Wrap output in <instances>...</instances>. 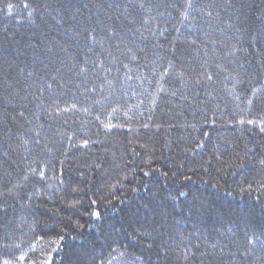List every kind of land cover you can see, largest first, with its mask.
Instances as JSON below:
<instances>
[{
	"label": "trees",
	"instance_id": "trees-1",
	"mask_svg": "<svg viewBox=\"0 0 264 264\" xmlns=\"http://www.w3.org/2000/svg\"><path fill=\"white\" fill-rule=\"evenodd\" d=\"M191 5L0 0V264H264V0Z\"/></svg>",
	"mask_w": 264,
	"mask_h": 264
},
{
	"label": "snow or ice",
	"instance_id": "snow-or-ice-1",
	"mask_svg": "<svg viewBox=\"0 0 264 264\" xmlns=\"http://www.w3.org/2000/svg\"><path fill=\"white\" fill-rule=\"evenodd\" d=\"M191 0H188V7L189 8H191ZM13 7V5H11V4H9L8 5V8L9 9H11ZM24 7L25 8H28L29 7V5L26 3L25 5H24ZM141 7H143V5H141ZM29 15H31V13H29ZM162 34V33H161ZM91 42H93V43H95L96 42V37H95V35L94 34H92V33H89L88 34V37H87ZM193 43H195V41H193ZM62 50H66V49H62ZM89 50H91V49H89ZM170 66H171V63H170ZM165 72H167V70H165ZM209 79H211V76H209L208 77ZM49 87H51V85H49ZM161 90H163V89H161ZM250 103H251V101H250ZM248 123H253V121H248ZM261 131H264V128H261ZM40 175L42 176L43 175V173H40ZM181 195H184L183 193H181ZM94 215L97 217V218H99V216H100V214L99 213H94ZM21 259H23V257H21ZM4 264H9V262L8 261H4Z\"/></svg>",
	"mask_w": 264,
	"mask_h": 264
}]
</instances>
